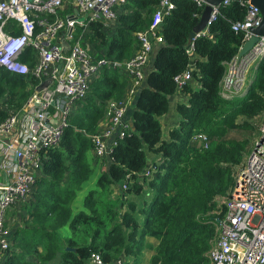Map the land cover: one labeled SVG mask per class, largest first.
Here are the masks:
<instances>
[{"label": "trees", "instance_id": "16d2710c", "mask_svg": "<svg viewBox=\"0 0 264 264\" xmlns=\"http://www.w3.org/2000/svg\"><path fill=\"white\" fill-rule=\"evenodd\" d=\"M158 1L124 0L108 30L98 19L88 23L85 39L96 58L129 59L134 33L148 27ZM172 3L160 22L162 43L155 45L134 95H127L122 69L106 65L75 103L59 142L42 160L33 200L25 206L27 220L12 233L11 248L0 264H47L57 255L58 264H90L93 252L103 264H139L144 253L146 264H209L213 198L230 189L232 171L250 145L247 134L255 133L254 120L264 107V55L242 95L221 97L224 63L242 43V32L231 25L243 19L246 6L228 0L219 7L208 25L209 36L195 38L189 55L188 34L203 5ZM61 9L60 15L69 13L71 3ZM31 56L26 48L19 60L30 66ZM188 64L191 80L177 90L173 77ZM35 82L29 73L0 67V121L21 108ZM170 97L177 120L166 126L161 117ZM127 98H133L130 126L114 139L109 156L99 159L91 151L90 136L107 103ZM195 133L206 136L205 146L191 139ZM149 163V175L137 177ZM93 166L99 173L77 208L76 194L94 175ZM64 226L68 235L61 237Z\"/></svg>", "mask_w": 264, "mask_h": 264}, {"label": "built area", "instance_id": "2783aa9c", "mask_svg": "<svg viewBox=\"0 0 264 264\" xmlns=\"http://www.w3.org/2000/svg\"><path fill=\"white\" fill-rule=\"evenodd\" d=\"M68 1L0 0V67L15 74L29 73L36 81L21 108L8 112L0 121V262L11 248L14 227L7 222L6 213L32 202L42 160L47 150L59 142L75 103L84 97L90 81L106 65L122 69L128 77L127 95H134L144 80V67L153 48L162 43L158 33L162 16L173 7L172 0H159L148 27L134 33V53L118 62L96 58L85 34L88 23L97 19L106 30L110 29L118 13L116 7L124 0H70V12L60 15L63 3ZM192 1L204 4L203 0ZM241 1L246 6L244 17L231 29L242 32L243 43L250 35L249 29L258 26L260 14L249 0ZM227 4L228 0H222L212 8L205 29L189 39V55L193 40L209 36L208 25L219 7ZM77 27L82 29L76 33ZM26 48L31 50L30 66L19 60ZM263 55L261 35L248 52L225 62L220 96L229 99L242 95ZM191 70L188 64L173 77L177 90L191 80ZM44 80H48L47 84L36 90ZM126 108V99L107 103L96 132L90 136L95 157H104L115 144L114 139L129 128ZM254 124L248 153L234 167L230 189L213 198L210 215L214 237L207 252L209 264H264V107ZM191 139L202 146L207 142L204 134L195 133ZM150 166L151 163L137 177L148 176ZM89 262L103 264L95 252L89 255Z\"/></svg>", "mask_w": 264, "mask_h": 264}, {"label": "water", "instance_id": "95a60500", "mask_svg": "<svg viewBox=\"0 0 264 264\" xmlns=\"http://www.w3.org/2000/svg\"><path fill=\"white\" fill-rule=\"evenodd\" d=\"M222 0H203L204 4L201 9L200 15L198 17V21L195 26H193L192 30L188 34V39H192L194 35L200 31H203L207 25V22L212 17L211 12L214 6H217L221 3ZM249 3L255 7H257L260 14V22L258 26L252 27L249 29L250 35L249 37L240 45L237 51V56L240 57L248 52L252 45L257 41L258 37L264 35V0H249ZM69 31V30H68ZM64 45V49H65ZM153 56V55H152ZM48 80L42 81L37 87L36 90L41 89L47 84ZM107 157L109 154L106 155ZM65 250L73 248L65 247Z\"/></svg>", "mask_w": 264, "mask_h": 264}, {"label": "crops", "instance_id": "0c3cea01", "mask_svg": "<svg viewBox=\"0 0 264 264\" xmlns=\"http://www.w3.org/2000/svg\"><path fill=\"white\" fill-rule=\"evenodd\" d=\"M69 2H71L70 0H69ZM120 11V9H117V12H119ZM115 22V21H114ZM114 22H113V24H114ZM154 49V48H153ZM153 51V50H152ZM151 57H152V53H151ZM149 58V60H148V62L146 63V65H145V67H144V70H145V72H147L148 71V69L150 68V66H151V59L152 58ZM145 75V74H144ZM133 100H128V99H126V103H127V108H126V112H125V116H126V118H127V120H128V122L130 123V115L129 116H127V114H128V112H131V110H132V108H133ZM129 117V118H128ZM99 170L100 169H98V171H96L95 173L97 174V173H99ZM98 175V174H97ZM96 175V176H97ZM95 176V177H96ZM95 177H94V180H95ZM92 183H93V180H92V178L91 179H89L88 180V182L87 183H85V185H84V189H87L88 187H90L91 185H92ZM83 189V188H82ZM81 191V190H80ZM79 191V192H80ZM79 192L76 194V202H74V205L78 208L79 206H80V203H79V201L80 200H78L77 199V196H78V194H79ZM83 195H84V193H83ZM25 206L26 205H24L23 207H21L20 209H15V208H11V209H9L8 211H7V213H6V216H5V218L7 219V222L8 223H10V224H12V226L14 225V227H13V231H12V233H14L18 228H19V226H20V224H22L24 221H26L27 220V214H26V212H25ZM18 224V226H16L15 227V225H17ZM60 236L61 237H63V236H67L68 235V230H67V227L66 226H64V227H62L61 229H60ZM151 241V240H150ZM150 254V252H148V255ZM47 264H58V255L54 258V259H52L50 262H48Z\"/></svg>", "mask_w": 264, "mask_h": 264}, {"label": "rangeland", "instance_id": "374dc122", "mask_svg": "<svg viewBox=\"0 0 264 264\" xmlns=\"http://www.w3.org/2000/svg\"><path fill=\"white\" fill-rule=\"evenodd\" d=\"M248 77L250 78V74L248 75ZM197 84H194V86H196ZM169 105H168V110H167V112L164 114V116L163 117H161V122H162V124L163 125H166V126H169V125H171V123H172V121L174 122H176V118H177V115H176V112L174 111V109H173V107H172V104H173V100H174V98L172 99V97H170L169 98ZM130 115V112H128V114H127V116H129ZM129 118V117H128ZM163 118V119H162ZM163 128V127H162ZM164 129L165 128H163V130H162V134H164ZM250 134H247V136H248V139H249V143H250V141H251V139H253V133L249 136ZM248 153V151L246 152V154ZM245 154V155H246ZM102 164V163H101ZM94 167V171L96 170V171H98V166H93ZM92 172L94 175H91L90 176V179L92 178V180L94 181V177L97 175L95 172ZM87 189H84V187H83V189L79 192V194H78V196H77V199L78 200H81V197H82V195H83V193H85V191H86ZM61 231H59V233H60ZM61 234V233H60ZM139 264H146V257H145V253L144 254H142V256H141V258H140V263Z\"/></svg>", "mask_w": 264, "mask_h": 264}, {"label": "clouds", "instance_id": "9594fccd", "mask_svg": "<svg viewBox=\"0 0 264 264\" xmlns=\"http://www.w3.org/2000/svg\"><path fill=\"white\" fill-rule=\"evenodd\" d=\"M153 52H154V50H153ZM152 55H153V53H152ZM152 58V57H151ZM146 73V72H145Z\"/></svg>", "mask_w": 264, "mask_h": 264}]
</instances>
